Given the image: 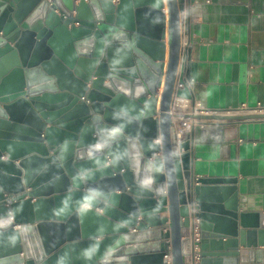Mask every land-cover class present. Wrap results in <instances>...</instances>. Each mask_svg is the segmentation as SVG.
Returning <instances> with one entry per match:
<instances>
[{"label":"water","instance_id":"water-1","mask_svg":"<svg viewBox=\"0 0 264 264\" xmlns=\"http://www.w3.org/2000/svg\"><path fill=\"white\" fill-rule=\"evenodd\" d=\"M184 27L185 0H0V264H184L195 218L201 264H264L237 179L173 140Z\"/></svg>","mask_w":264,"mask_h":264},{"label":"crops","instance_id":"crops-1","mask_svg":"<svg viewBox=\"0 0 264 264\" xmlns=\"http://www.w3.org/2000/svg\"><path fill=\"white\" fill-rule=\"evenodd\" d=\"M184 29L194 102L211 114H264V0H185ZM192 154L195 177L237 179L240 210L259 212L264 227V117L200 119ZM249 240L264 263V246Z\"/></svg>","mask_w":264,"mask_h":264},{"label":"built area","instance_id":"built-area-1","mask_svg":"<svg viewBox=\"0 0 264 264\" xmlns=\"http://www.w3.org/2000/svg\"><path fill=\"white\" fill-rule=\"evenodd\" d=\"M188 60H189V53H188V46L185 40V32H184L182 38L181 50H180L178 73L184 76L185 84L190 89L191 78L190 80H187L185 77ZM183 86H184L183 83L177 81L175 86V91L178 90L179 88H182ZM82 99H85V97L82 96ZM258 107L262 108L264 107V104L263 105L259 104ZM199 112H204L203 108H201V106L196 102H193L192 99L177 95L174 96L170 113L172 116L171 131L175 143H179L181 140L189 138L191 135H193L195 126L200 124V119L193 117L192 114H196ZM185 135H189V136L185 138L184 137ZM198 221L199 219L195 218L196 223L194 225V233L190 234L191 242L193 241L194 244L192 245L191 251L184 256V264H201L200 263L201 257L198 251L199 245L197 243L200 239L199 227L197 224ZM134 230L136 229L134 228ZM164 258L166 259L167 264H173L171 245L164 254Z\"/></svg>","mask_w":264,"mask_h":264}]
</instances>
